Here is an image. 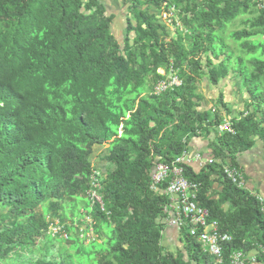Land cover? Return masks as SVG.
<instances>
[{"label": "trees", "instance_id": "16d2710c", "mask_svg": "<svg viewBox=\"0 0 264 264\" xmlns=\"http://www.w3.org/2000/svg\"><path fill=\"white\" fill-rule=\"evenodd\" d=\"M166 3L175 5L183 32H169L149 12ZM250 6L255 0H129L121 46L100 0H0V264L10 255L17 258L7 264H212L185 230L173 229L180 247L164 249L166 184L150 190L154 163L211 133L214 163L185 166L183 176L199 184V205L231 235L224 258L258 250L264 264L258 202L222 169L224 162L239 167L256 142L264 146V42L245 29L232 32L234 55L221 38ZM257 12L242 24L264 29ZM170 72L180 86L151 94ZM201 76L214 87L240 79L250 111L230 118L232 134L216 130L224 119L218 106L230 116L221 97L213 112L200 110ZM103 146L105 213L86 198L92 155ZM47 215L64 224L66 239L44 237ZM84 216L97 236L87 245L74 235L76 225L88 227ZM42 239L44 256L24 259Z\"/></svg>", "mask_w": 264, "mask_h": 264}, {"label": "built area", "instance_id": "2783aa9c", "mask_svg": "<svg viewBox=\"0 0 264 264\" xmlns=\"http://www.w3.org/2000/svg\"><path fill=\"white\" fill-rule=\"evenodd\" d=\"M167 4V3H166ZM257 11L264 12V0H255ZM176 7L173 4H167L164 9L159 12L158 19L169 32L180 30L181 27L175 16ZM160 74L162 72L159 71ZM168 82H159L150 92L158 95L166 91L168 88L180 86V81L173 72H170ZM219 134H232L233 130L230 124V118H225L216 127ZM214 163L212 158L203 157L199 153L183 151L178 157L168 163L156 162L151 171L150 190H156L160 185L166 184L165 196L168 199L167 210L165 217L162 220L168 228H173L177 232L185 230L191 238L200 245L203 253L212 258V264H262L257 261L259 257L258 250H252L248 253L234 252L226 260L223 256V248L232 240L230 234L221 232L215 220H211L208 211L198 203L199 184L191 183L183 176L184 167L189 166L196 170L202 169L205 166ZM223 174L231 184L238 189H245V183L242 176L238 173L235 167L223 169ZM100 175L94 171L90 177L89 188L86 191V198L90 207L97 206L98 209L105 213L102 203L100 191ZM259 205V211L264 219V197L252 195ZM82 212V211H81ZM85 220L90 219L85 225H76L74 231L81 227L84 228L80 233V238L84 241H93L89 235H93L92 220L84 216ZM58 227L57 224L49 223L46 233L47 237L55 238L60 236L66 239L67 234L63 232V225ZM89 230V231H88ZM89 232V234H88ZM87 234V235H86ZM55 235V236H54ZM95 240V239H94ZM264 255V251L260 250Z\"/></svg>", "mask_w": 264, "mask_h": 264}, {"label": "rangeland", "instance_id": "374dc122", "mask_svg": "<svg viewBox=\"0 0 264 264\" xmlns=\"http://www.w3.org/2000/svg\"><path fill=\"white\" fill-rule=\"evenodd\" d=\"M107 9L108 14H112L114 16V21L111 27V32L114 35V37L117 39L118 43L123 46V37H124V30H125V17L127 15V7L129 5V0H100ZM145 7H143L144 9ZM149 12L154 14L155 19L158 20V11H156L153 8L149 9ZM258 12L253 6H250L247 12L243 15L237 16L234 20L230 21L224 28L223 33L221 34V38L225 45L233 52L234 55L240 54L238 52L237 46L234 44V42L228 37L230 33L240 31V30H247L250 33L254 34L253 37L250 38L251 41H259L264 42V29L261 28H251L250 24H242L243 20H249L253 21L255 18H257ZM177 18V17H176ZM179 20V19H177ZM181 26L180 21L178 22ZM131 24L132 21H131ZM182 27V26H181ZM179 30V29H178ZM180 32H183L184 29L182 28L179 30ZM259 54H257L258 56ZM264 60V56L262 58ZM195 93L197 96L202 97L201 103L202 106L200 110H207L213 112L215 109V104L213 105V102L216 101L219 97H221L223 104L226 105L227 109L230 111V116L226 117L225 112L223 109L218 106L217 111H219L223 118H236L239 117V115L243 112L250 111L246 107L247 103V97L245 95V91L241 85L239 78H231L226 79L223 81H220L217 86H211L208 82L206 76H201V79L197 82ZM107 146L95 148L93 155H92V163L93 167L95 168V171H97L100 175V178L103 177L105 169L107 168L104 164V162L101 160L100 156L101 153L105 152ZM259 159L261 156H259ZM264 157V156H263ZM264 158H261V164L264 166ZM262 166V167H263ZM232 168L229 163L224 162L222 164V169H228ZM236 168V167H235ZM238 173L242 176L244 183H246V178L243 175V172L240 170L239 167L236 168ZM260 177L262 178V181H264V173L260 174ZM219 189V187L216 185L214 186V190ZM224 209H226V206H224ZM83 211V210H80ZM4 211L0 209V214ZM83 213V212H81ZM84 214V213H83ZM89 217V216H88ZM90 218V217H89ZM85 220V218H83ZM46 220L50 223H53L54 225L57 224L58 227H61L62 225L57 218L51 219L49 215L46 216ZM89 220H85V222L89 223ZM64 225V224H63ZM69 223L67 222L66 226L69 227ZM84 230L83 227L76 229L74 231V235L80 238V233ZM89 231V230H88ZM89 234V232H88ZM87 235V234H86ZM48 233H46V230L44 231V237H47ZM55 236V235H54ZM92 240H96L97 236L94 234L89 235ZM43 239L36 242V244L33 246V248L30 249V251L25 252L23 254L24 259H39L44 256V250H43ZM87 241H84V244L87 245ZM161 245L164 247V249H173L175 247H180V245L177 242V233L173 231L172 229H167L165 233L163 234ZM56 247L50 249L49 254L55 255ZM17 258L16 255H10L7 257V259H2V262L7 264L9 261H14V259Z\"/></svg>", "mask_w": 264, "mask_h": 264}, {"label": "crops", "instance_id": "0c3cea01", "mask_svg": "<svg viewBox=\"0 0 264 264\" xmlns=\"http://www.w3.org/2000/svg\"><path fill=\"white\" fill-rule=\"evenodd\" d=\"M212 141V133L206 138L199 137L193 139L189 142L187 150L199 153L203 157L209 158L210 150L208 145H210ZM258 155L261 156V158H264V146L259 141L254 144V147L250 151L244 153L238 158V163L240 170L243 172V175L247 180L245 183V190H247L251 195L264 197V181H262V178L260 177V174L264 173V166L259 165L262 162L260 161L261 158L259 159ZM168 229L173 230V228Z\"/></svg>", "mask_w": 264, "mask_h": 264}]
</instances>
